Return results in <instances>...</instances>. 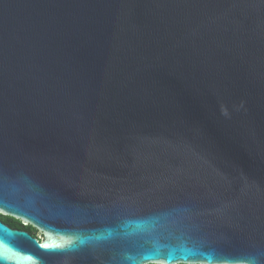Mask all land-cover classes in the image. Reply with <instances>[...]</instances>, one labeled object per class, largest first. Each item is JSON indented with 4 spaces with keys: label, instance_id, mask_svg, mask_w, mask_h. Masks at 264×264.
I'll use <instances>...</instances> for the list:
<instances>
[{
    "label": "water",
    "instance_id": "95a60500",
    "mask_svg": "<svg viewBox=\"0 0 264 264\" xmlns=\"http://www.w3.org/2000/svg\"><path fill=\"white\" fill-rule=\"evenodd\" d=\"M0 264H264V0H0Z\"/></svg>",
    "mask_w": 264,
    "mask_h": 264
},
{
    "label": "flooded vegetation",
    "instance_id": "af4514ba",
    "mask_svg": "<svg viewBox=\"0 0 264 264\" xmlns=\"http://www.w3.org/2000/svg\"><path fill=\"white\" fill-rule=\"evenodd\" d=\"M10 215H6L2 212H0V220L3 221L5 224L9 225L11 228H16L20 230H24L30 233L31 236L37 238L38 240H43L44 238V230L37 228L36 226L28 223L23 222L20 219H17V221L12 220ZM14 218V217H13Z\"/></svg>",
    "mask_w": 264,
    "mask_h": 264
},
{
    "label": "trees",
    "instance_id": "16d2710c",
    "mask_svg": "<svg viewBox=\"0 0 264 264\" xmlns=\"http://www.w3.org/2000/svg\"><path fill=\"white\" fill-rule=\"evenodd\" d=\"M8 217H10V216H8ZM12 220H14V221H17V219H15V218H13V217H10ZM147 264H159V263H147Z\"/></svg>",
    "mask_w": 264,
    "mask_h": 264
}]
</instances>
